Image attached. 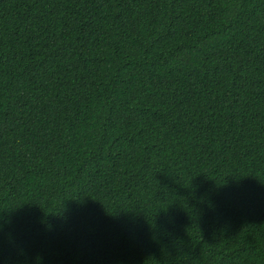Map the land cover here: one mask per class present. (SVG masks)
<instances>
[{"label": "trees", "instance_id": "trees-1", "mask_svg": "<svg viewBox=\"0 0 264 264\" xmlns=\"http://www.w3.org/2000/svg\"><path fill=\"white\" fill-rule=\"evenodd\" d=\"M0 264H264V0H0Z\"/></svg>", "mask_w": 264, "mask_h": 264}]
</instances>
